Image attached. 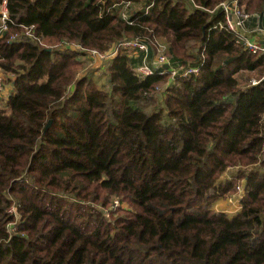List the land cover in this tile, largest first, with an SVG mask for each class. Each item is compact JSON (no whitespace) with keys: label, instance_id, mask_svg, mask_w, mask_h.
<instances>
[{"label":"trees","instance_id":"trees-1","mask_svg":"<svg viewBox=\"0 0 264 264\" xmlns=\"http://www.w3.org/2000/svg\"><path fill=\"white\" fill-rule=\"evenodd\" d=\"M4 1L0 264H264V55L218 26L230 0ZM238 2L264 29V0ZM133 38L164 41L199 74L141 79L143 55L123 50L100 87L62 48ZM240 186L237 214L213 209Z\"/></svg>","mask_w":264,"mask_h":264},{"label":"built area","instance_id":"built-area-1","mask_svg":"<svg viewBox=\"0 0 264 264\" xmlns=\"http://www.w3.org/2000/svg\"><path fill=\"white\" fill-rule=\"evenodd\" d=\"M153 6V2L148 5L145 14H147ZM132 7V2H121L114 5V8L118 10L121 18L130 25L133 24L130 16ZM217 9L222 10L224 13V21L218 23V26L234 33L238 41L244 46L245 50L251 54L263 56L264 29L250 27L251 20L255 15L247 12L246 9L239 4L238 0L222 2L218 5ZM10 22L7 1H4L0 5V34L8 30ZM34 30V26L25 27V35L29 39L39 43L41 46L48 47L41 38L35 35ZM62 48L72 49L82 54L81 59L85 62V66L83 71L79 73V77L85 76L86 70L89 68L88 65L92 66L93 63L96 64V62H100L101 64L100 71L96 72L103 71L106 65L123 50L134 56H138L139 54L143 55L142 63L135 68L136 74L141 79L152 76L156 72H160L161 75L168 74L171 82L177 76L187 78L198 75L200 72V67L198 66L172 65V62L168 57L167 44L156 38L152 41L144 38L124 39L112 49L103 53L98 50L83 48L79 44L65 43L62 45ZM151 50L153 51V56L150 58ZM10 78H14V75L7 74L0 68V98L3 100H7L11 94L12 85L7 82ZM252 83L257 85L259 81L253 80ZM165 89L166 88L161 90V94L165 92ZM158 90H160V88H158ZM238 189H240V187Z\"/></svg>","mask_w":264,"mask_h":264},{"label":"rangeland","instance_id":"rangeland-1","mask_svg":"<svg viewBox=\"0 0 264 264\" xmlns=\"http://www.w3.org/2000/svg\"><path fill=\"white\" fill-rule=\"evenodd\" d=\"M100 66H101L100 62H96V64L93 63L92 66L88 65L89 68L86 70V75L88 74V72L92 71L93 72L92 74L94 75V77H93L94 81L96 83H98V85L100 87H103V86H105L104 84H106L107 77L105 75H102L101 72L100 73L98 72V74H96V71H100ZM164 86H162V88H160V93H161V90L165 88ZM236 170L235 169L230 170L224 176V179L229 178V176H231V173L235 172ZM243 195H244L243 186H240V189H238V193L235 196H233L231 198L219 200L218 202H216L213 205V209L217 212H225L230 216H234L235 214H237L241 210V202L240 201H241ZM125 207H126V205H125Z\"/></svg>","mask_w":264,"mask_h":264},{"label":"water","instance_id":"water-1","mask_svg":"<svg viewBox=\"0 0 264 264\" xmlns=\"http://www.w3.org/2000/svg\"><path fill=\"white\" fill-rule=\"evenodd\" d=\"M261 19H262V18H261ZM50 125H51V121L49 122V124H48L47 128H48Z\"/></svg>","mask_w":264,"mask_h":264}]
</instances>
